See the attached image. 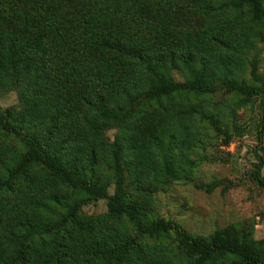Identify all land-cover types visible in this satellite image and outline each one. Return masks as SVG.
I'll return each instance as SVG.
<instances>
[{
    "label": "rangeland",
    "instance_id": "rangeland-1",
    "mask_svg": "<svg viewBox=\"0 0 264 264\" xmlns=\"http://www.w3.org/2000/svg\"><path fill=\"white\" fill-rule=\"evenodd\" d=\"M228 1L150 0V4L158 5L155 19L167 24L174 39L177 32H189L187 48L177 53L192 52L194 68L206 80L218 84L229 77L258 85L251 70L256 64L264 80V43L259 38L264 20L254 21L246 5L216 9ZM124 2L140 5V0ZM191 13L188 20L186 14ZM172 75L177 81L188 77L182 69ZM149 80L159 81L151 76ZM33 93L26 73L0 75V116L20 134L36 137L79 177L105 185L113 194L110 164L112 144H118L127 197L145 218L174 222L202 239L233 227L254 245L264 240V188L256 178L257 157L264 162L259 99L242 103L245 97L222 90L174 94L123 126L106 123L96 133L80 123L61 127L62 137L71 134L57 142L38 121L25 116ZM210 116L216 127L207 119ZM22 152L20 137L0 129V233L12 232L18 221L49 225L53 218L68 214L61 227L24 244L30 264H194V257L171 232L153 237L137 233L127 217L108 212L106 200L82 196L38 165L3 187ZM208 186L213 189L207 191Z\"/></svg>",
    "mask_w": 264,
    "mask_h": 264
},
{
    "label": "trees",
    "instance_id": "trees-1",
    "mask_svg": "<svg viewBox=\"0 0 264 264\" xmlns=\"http://www.w3.org/2000/svg\"><path fill=\"white\" fill-rule=\"evenodd\" d=\"M124 1L0 0V75L19 71L27 74L34 97L26 107L25 116L38 121L46 134L54 135L59 142L71 134L67 132L62 137L61 127L80 123L96 133L99 125L106 123L128 124L151 104L158 105L171 95L214 94L222 90L245 97L242 103L259 99L262 115L259 136L264 133V80L256 64L252 65L251 77L258 85H247L229 77L218 84L208 81L200 69L194 68L192 52L177 53L187 48L189 32H177L174 39L167 24L155 19L158 5L140 0L138 7H131ZM244 5L249 7L254 21L264 20V0H229L216 9L238 10ZM186 15L189 20L192 13ZM259 38L264 43V34ZM180 69L188 76L184 81H177L172 75ZM150 76L159 81L150 84ZM213 76L212 73L214 79ZM96 118L101 124H97ZM207 119L216 127L211 116ZM0 129L20 137L23 146L3 187L32 165H38L82 196L106 200L108 212L127 217L137 233L153 237L171 232L174 241L188 256L194 257V264H263L264 240L254 245L239 229L217 230L208 239H202L174 222L142 216L127 197L118 144H112L110 169L114 191L110 194L105 185L79 177L50 155L36 137L17 132L2 115ZM257 159L256 178L264 188L261 176L264 162L260 157ZM212 189L207 187V191ZM67 216V213L57 216L49 225L18 221L12 232L1 231L0 264H30L24 244L58 229ZM227 257L231 260L224 261Z\"/></svg>",
    "mask_w": 264,
    "mask_h": 264
}]
</instances>
